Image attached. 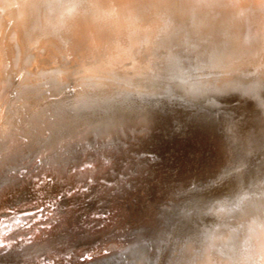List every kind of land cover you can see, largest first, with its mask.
I'll return each mask as SVG.
<instances>
[{"label":"water","instance_id":"water-1","mask_svg":"<svg viewBox=\"0 0 264 264\" xmlns=\"http://www.w3.org/2000/svg\"><path fill=\"white\" fill-rule=\"evenodd\" d=\"M110 1L12 4L16 38L0 18V201L30 195L43 171L96 181L87 211L24 239L20 264H229L264 217L254 0ZM128 15L147 20L135 61L78 65L70 52ZM55 49L70 69L50 65Z\"/></svg>","mask_w":264,"mask_h":264},{"label":"rangeland","instance_id":"rangeland-1","mask_svg":"<svg viewBox=\"0 0 264 264\" xmlns=\"http://www.w3.org/2000/svg\"><path fill=\"white\" fill-rule=\"evenodd\" d=\"M262 12L263 10H255L249 19L255 43V48L249 56L253 67H258L260 64L259 67L264 69ZM11 21L13 22L12 19H8L5 27L8 32ZM37 51H39L38 54L41 53V49ZM61 56L60 51L57 52L55 59L52 60L54 62L50 65L59 64V67L65 70L71 68L68 67L71 64L69 58L66 55L62 58ZM31 178L36 190L30 195L15 202L9 198L0 201V264H20L22 256L19 246L24 244L25 238L45 229H52L56 221L60 222L73 214L87 211L92 190L96 184L95 180L87 179L52 185L55 179L50 173L44 171L32 175ZM257 230L259 235L255 239H247L245 232L242 233L241 239L245 238L248 241L239 245L236 251L226 258L229 264H264V217L257 219ZM37 257L32 264H42V255ZM86 258L89 259L92 256ZM219 260H221L219 264H224L223 259Z\"/></svg>","mask_w":264,"mask_h":264},{"label":"bare ground","instance_id":"bare-ground-1","mask_svg":"<svg viewBox=\"0 0 264 264\" xmlns=\"http://www.w3.org/2000/svg\"><path fill=\"white\" fill-rule=\"evenodd\" d=\"M23 1L24 0H22V1L21 0H0V18H3L5 16L8 20L11 17L10 6L12 4L20 5V4H22ZM97 1L98 0H88V2H90V7L95 12H101L102 10H104L103 12L110 13V10L114 7V3L110 0H99L101 5L99 3H97ZM252 4H253V7L255 10H259V11L263 10V12H262L263 16H261V19H262V26H263L262 32H263V41H264V0H254ZM72 6L73 5H70V7H72ZM70 7L68 4L63 8V10H67ZM16 13H20L19 9H17ZM15 18H16V16H15ZM145 22L147 23V20L139 19V18L133 17L132 15H128L125 23H118L119 30L120 29H122V30L118 33L117 36H115V37L110 36L108 38H106V37L97 38L93 34H91V35H89L90 37L88 39L89 44H90L89 48H86V49L80 48L78 51L76 50V51L70 52V54L79 55L78 56V58H79L78 59V65L80 64V65H83V66L85 65L88 67H91V66H93V64H97V63L102 64V65H107L109 61H113L112 64L113 63L114 64H117V63L118 64H124V63L132 64L136 59V57L133 55L134 47L137 44V42L139 41V39L141 38L139 36V34L137 33L136 29L141 28V25H143V23H145ZM10 25H11V23H10ZM10 25H9V27H11ZM14 27L15 26L13 24V30L12 31L10 30V33L13 32V34L11 35L12 38H16V33H14L15 32ZM10 29H12V28H10ZM31 40H33L34 43L38 44V45L35 44V45H37L35 47L36 50L38 48L44 49L46 46V42L42 37L40 38V37L34 36V37H32ZM104 41H105V44L103 45V48L100 49V43L101 42L103 43ZM55 50H56L55 51L56 53L57 52L59 53V49H55ZM56 53H52V54L55 55ZM62 56H61V58H62ZM64 61H65V59H64ZM260 61H261V59H260ZM59 62H62V61H59ZM261 63H263V62H261ZM259 65H258V67H259ZM64 66H66V65H64Z\"/></svg>","mask_w":264,"mask_h":264}]
</instances>
